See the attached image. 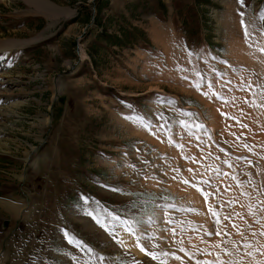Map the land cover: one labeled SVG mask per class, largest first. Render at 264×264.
Masks as SVG:
<instances>
[{
    "label": "rangeland",
    "instance_id": "1",
    "mask_svg": "<svg viewBox=\"0 0 264 264\" xmlns=\"http://www.w3.org/2000/svg\"><path fill=\"white\" fill-rule=\"evenodd\" d=\"M49 1L0 0V264H264V0Z\"/></svg>",
    "mask_w": 264,
    "mask_h": 264
},
{
    "label": "snow or ice",
    "instance_id": "2",
    "mask_svg": "<svg viewBox=\"0 0 264 264\" xmlns=\"http://www.w3.org/2000/svg\"><path fill=\"white\" fill-rule=\"evenodd\" d=\"M242 15H243V14H242ZM260 18H261V19H264V14H262ZM245 35H246V36L249 35L248 32H247V27H246V26H245ZM261 51H264V48H262ZM126 118H127V119H130V120H133V119H134L132 116H128V117H126ZM161 118H163V117H161ZM135 119H136V120H139V121H141V122L143 121V118H142V117H139V116H137ZM244 127H247V126L244 125ZM180 147H183V146L180 145ZM138 151H139V150H138ZM190 171H191V170H190ZM174 179H175V177H174ZM184 183H188V181L185 180ZM113 190L116 191V189H113ZM204 195L207 196L208 194L205 193ZM80 199H81V201H82L83 203H90V202H91V203H97V202L94 201L92 198H90V197H88V196H86V195H83V194L81 195ZM87 214H88V215H92V212H88ZM213 214H214V215H218V214L215 213V212H213ZM114 218L119 219L118 216H117V217H114ZM97 223H101L100 220H99L98 218H97ZM101 226H102V227H105L106 225L102 224ZM130 231H134V229H130ZM261 234L264 235V233H261ZM63 235H64V237L67 239V242H68V243H83L82 241H78V240H76L75 236H74V235H70L66 230L64 231V234H63ZM217 235H219V233H217ZM252 235H255V233H252ZM137 239H139V237H138ZM118 242H119V243H122V241H118ZM243 246H244V247H248V246H249L246 240L244 241ZM141 250H142V251L144 250L143 247H141ZM221 250H222V252H223L224 254H229V255L231 254V253L229 252L228 249L223 248L222 246H221ZM89 251H91V249H89ZM181 251H184V249H181ZM248 254L251 255L252 253H248ZM148 255H150L153 259L156 258V254H155V253H148ZM220 255H221V253H217V254H216L217 259H216L215 261H204L203 264H232L231 261H224V260L220 259ZM176 259H180V257H179V256H176Z\"/></svg>",
    "mask_w": 264,
    "mask_h": 264
},
{
    "label": "bare ground",
    "instance_id": "3",
    "mask_svg": "<svg viewBox=\"0 0 264 264\" xmlns=\"http://www.w3.org/2000/svg\"><path fill=\"white\" fill-rule=\"evenodd\" d=\"M27 1H29V3L35 4L36 6H40V7L45 8L46 9V10L44 9L45 11L50 12L52 14H55L56 16H57V14L60 15V13L61 14H63V13L67 14L66 12H64V9L58 8L57 6L53 5L49 0H27ZM47 122H48V119H46L45 123H47ZM121 241H122V244L127 249L135 252L136 254H140V251L137 249L133 240L128 235L123 233L122 237H121Z\"/></svg>",
    "mask_w": 264,
    "mask_h": 264
},
{
    "label": "water",
    "instance_id": "4",
    "mask_svg": "<svg viewBox=\"0 0 264 264\" xmlns=\"http://www.w3.org/2000/svg\"><path fill=\"white\" fill-rule=\"evenodd\" d=\"M56 86H57V88H58V87H59V84L57 83ZM32 150H34V148H32ZM8 221H9V219H4V221H3V225H4V226L7 225Z\"/></svg>",
    "mask_w": 264,
    "mask_h": 264
}]
</instances>
